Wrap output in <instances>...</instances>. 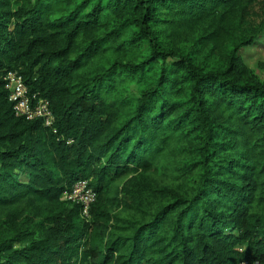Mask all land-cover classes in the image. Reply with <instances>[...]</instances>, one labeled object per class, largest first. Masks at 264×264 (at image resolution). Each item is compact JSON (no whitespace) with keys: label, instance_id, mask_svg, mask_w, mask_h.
<instances>
[{"label":"trees","instance_id":"16d2710c","mask_svg":"<svg viewBox=\"0 0 264 264\" xmlns=\"http://www.w3.org/2000/svg\"><path fill=\"white\" fill-rule=\"evenodd\" d=\"M263 31L264 0H0V208L35 211L0 264H264V80L239 52ZM10 70L52 126L15 114ZM162 162L193 194L153 189L164 203L115 234L110 208L133 205L113 184ZM79 180L90 217L64 197Z\"/></svg>","mask_w":264,"mask_h":264},{"label":"rangeland","instance_id":"374dc122","mask_svg":"<svg viewBox=\"0 0 264 264\" xmlns=\"http://www.w3.org/2000/svg\"><path fill=\"white\" fill-rule=\"evenodd\" d=\"M199 32L200 29L195 32H189L185 35V38L181 41V43H184L186 47H190L199 36ZM239 52L250 70L264 80V31L253 45L244 47ZM216 53L218 54L217 57H222L221 50H218ZM179 166L180 165L178 164L162 162L160 163L158 169L153 173L128 174L123 178L118 179L113 184L111 195H119L124 202L133 205L132 208H123L119 206L110 208L114 216V224L117 226V229L114 230L115 234L120 233L118 228L127 227V222H145L147 219L146 215L150 217L156 212L157 206L164 203V197H157L153 193V189L164 187L171 189L178 188V191L186 192L187 195H190V193L193 194L191 185L193 184L196 176L192 175L189 177V175H187L185 177ZM128 189L133 195L139 197L140 202L141 200L146 202V206L148 208L145 213L139 210V205L136 206L133 204L131 199L128 198L126 195ZM38 205L43 207L44 203L40 202ZM29 215H35V211L27 200L19 202L13 207L0 208V242L13 235L16 230V228L14 229L11 227L13 224L19 225L20 222ZM15 217L16 219L13 220ZM16 247H18V245H16Z\"/></svg>","mask_w":264,"mask_h":264},{"label":"built area","instance_id":"2783aa9c","mask_svg":"<svg viewBox=\"0 0 264 264\" xmlns=\"http://www.w3.org/2000/svg\"><path fill=\"white\" fill-rule=\"evenodd\" d=\"M4 79L8 91V99L13 104L14 112L19 117L33 120L37 117H43L47 126H52L54 121L53 112L49 108V102L46 99L38 98L34 94L32 97L23 77L17 72L8 71ZM33 99L35 100L33 102ZM65 199L81 204L82 215L90 217V206L97 200V192L89 185L87 180L77 181L70 192H66ZM241 264H258L257 262L243 261Z\"/></svg>","mask_w":264,"mask_h":264}]
</instances>
